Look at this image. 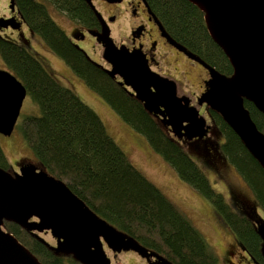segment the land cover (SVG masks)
<instances>
[{
	"label": "trees",
	"instance_id": "trees-1",
	"mask_svg": "<svg viewBox=\"0 0 264 264\" xmlns=\"http://www.w3.org/2000/svg\"><path fill=\"white\" fill-rule=\"evenodd\" d=\"M45 1L46 4L39 0H19L30 30L98 92L134 131L146 137L183 181L219 208L241 237L242 244L262 261L258 250L261 240L252 223L229 214L224 206L225 198L214 189L206 172L183 145L187 141L174 136L160 118L147 112L142 102L73 45L49 10L51 6L62 11L73 21L95 31L99 23L91 6L85 0ZM147 2L176 41L221 73L233 74L229 59L209 35L204 13L199 8L188 0ZM0 54L5 68L18 77L27 96L40 106L41 114L26 116L20 126L40 168L62 180L110 224L171 262L221 264L215 248L201 230L132 163L98 113L60 83L43 56L10 39H0ZM245 105L258 128L264 131V115L251 102L245 101ZM208 113L211 127L216 128L220 138L216 148L243 178L264 211V169L223 117L211 109ZM0 167L12 169L1 145ZM4 229L15 235L43 264H81L72 256L57 255L15 223L6 222Z\"/></svg>",
	"mask_w": 264,
	"mask_h": 264
},
{
	"label": "water",
	"instance_id": "water-1",
	"mask_svg": "<svg viewBox=\"0 0 264 264\" xmlns=\"http://www.w3.org/2000/svg\"><path fill=\"white\" fill-rule=\"evenodd\" d=\"M85 1L101 22V31L89 33L102 44L104 58L111 64L106 73L113 79L121 78L118 84L130 87L131 95L178 139H205L210 125L200 111L188 106L189 100L184 102L177 95L174 84L151 68L142 46L133 50L118 46L94 0ZM101 1L116 4L124 0ZM188 1L204 13L209 35L229 59L232 75L221 73L175 41L143 0L163 37L209 72L198 104L219 113L264 169V131L258 128L245 105V101L251 102L264 115V0ZM11 26L20 28L15 19L0 17V30ZM143 31H133V38H139ZM76 38L83 40L84 36ZM26 97L27 91L18 77L8 69H0V134H13ZM6 222L32 233L57 255L72 256L81 264H112L105 246L115 254L134 251L149 264H175L110 224L62 180L34 163L21 164L20 170L13 172L0 167V264H43L4 229ZM256 226L264 255V219L257 221ZM41 233H51L56 243L48 242Z\"/></svg>",
	"mask_w": 264,
	"mask_h": 264
},
{
	"label": "rangeland",
	"instance_id": "rangeland-1",
	"mask_svg": "<svg viewBox=\"0 0 264 264\" xmlns=\"http://www.w3.org/2000/svg\"><path fill=\"white\" fill-rule=\"evenodd\" d=\"M94 4L104 17L118 14L117 21L115 20L116 22L113 21L111 23V36L118 45L126 42L130 34V28L133 25L128 20L127 6L111 5L101 0H94ZM50 12L54 20L72 37L71 32L74 31L72 19L61 17L60 13L53 10H50ZM27 35L33 50L48 61L60 83L72 89L84 103L98 113L105 122L110 135L127 153L132 163L158 186L172 202L183 210L201 230L209 243L215 248L221 264L227 263L229 251L238 253L237 249L231 246L233 241L226 237V233L216 229V224H214L211 217V202L195 188L183 181L175 169L152 148L147 138L134 131L98 92L89 87L84 79L76 75L64 60L49 51L37 34L27 31ZM85 35V40L74 43L78 44L92 60L103 64V61H106L104 49L93 43L91 34L86 32ZM184 58L183 55L176 53V51H167L164 57L161 58V65L157 70L163 77L174 84L177 95L184 102L189 100L188 106L199 110L202 117L207 120V124L212 125L207 106H200L197 102V99L203 93V84L207 80L209 73L199 63ZM3 68H5V65L0 54V69ZM40 114L39 104L34 102L30 96H27L13 134L9 137L0 134V145L12 166V169L9 170L10 172H13V170L18 171V167L24 163L38 164L20 126L26 116H38ZM218 140L220 138L216 128L211 127V132L206 138V142L201 140L197 144V142L187 141L188 143L184 142L185 144L183 145L206 172L214 189L224 194H222L223 197L228 200L231 199L229 187H233L234 192L237 194H244L248 198L251 197L252 194L246 182L236 169L224 160L225 158L222 157L220 151L216 148L217 144H219ZM213 148L218 152V159L217 157L211 158L208 156L207 158L204 156L206 154L209 155V151H212L213 154L215 152ZM208 159L210 162H208ZM41 235L48 242L56 243L51 233H41ZM105 249L112 264H149L134 251L115 254L107 246H105Z\"/></svg>",
	"mask_w": 264,
	"mask_h": 264
},
{
	"label": "flooded vegetation",
	"instance_id": "flooded-vegetation-1",
	"mask_svg": "<svg viewBox=\"0 0 264 264\" xmlns=\"http://www.w3.org/2000/svg\"><path fill=\"white\" fill-rule=\"evenodd\" d=\"M40 1L46 4L45 0H40ZM12 2L14 3L13 8L11 7ZM18 2H19V0H1V2H0V17H3L5 19H15L16 25L19 24V26H20L19 29H14L11 26L9 28H5V29L0 30V39H10L16 43H23L26 46H28L30 49L33 50L31 41L27 35V31H29V33L30 32L33 33V32L30 30L29 26L27 25L25 18L22 15L21 10L19 8ZM106 3H108V2H106ZM109 4H111V3H109ZM116 4L127 6L126 11H128V13H129L128 20L130 23L131 22L133 23V25L130 28V34L127 38V41L122 43L121 45L117 44L118 46L125 45L130 50H133L134 48H139L140 46H142L144 53L147 55V58L149 60V64H150L151 68L154 71L158 72L159 74H161V73L157 69L161 65V58L164 57V55L167 53V51H173V52L176 51V53L183 55V58L185 57L186 60L187 59L192 60L185 53L177 50L173 45H171L166 40L165 37H163L159 26L155 22L152 15L149 14L148 9L146 8V5L143 2V0H124L122 3H116ZM116 4H111V5H116ZM54 9L55 8L49 6V10H53V11L60 13L61 17H67L68 19H71L70 17L66 16L67 15L66 13L59 11V10H56V9L54 10ZM117 18H118L117 13H116V15L104 17V19L108 22L110 28H111V23L115 20L117 21ZM97 19H98V17H97ZM72 22L74 25V27H73L74 31L71 32L72 37H70V35H68L67 32L66 33H67L68 37L70 38L71 43L73 45H75L77 48H79L77 46L78 44H76L74 42L85 40L86 39L85 33L86 32L89 33L90 29H88L85 25H80L73 20H72ZM98 23H99V28L96 29L95 31H101V29H102L101 22L99 19H98ZM26 27H27V31H26ZM138 28H143L144 31L139 38L134 39L132 36V32L137 30ZM165 30L172 37V35L168 32V30L166 28H165ZM76 36H78V37L84 36V39L83 40L77 39ZM91 36H92L93 41H94L93 43H95V45L103 48L102 44L97 42L96 37L93 35H91ZM179 44H181V43H179ZM182 46H184V45H182ZM45 47H46V45H45ZM184 47H186V46H184ZM79 49H81V48H79ZM82 51H84V50H82ZM86 55L89 57L88 54H86ZM90 60L95 63V61L92 60L91 58H90ZM192 61H194V60H192ZM194 62H196V61H194ZM100 65L102 66L104 71H105V69L111 68V64L108 63L107 60L105 62L103 61V64H100ZM3 69H6V68H3ZM209 78H210V75L208 74V77L206 79H209ZM113 80L118 82L121 80V78L118 77L117 80L116 79H113ZM126 90L131 95L132 89L129 87V88H126ZM204 91H205V83L203 84V92ZM197 102H198V99H197ZM208 110L209 109H207V111ZM210 132H211V125H210V128L208 130L207 137L209 136ZM206 138L203 139L202 141L206 142ZM198 141L201 142L200 139L193 140V142L194 143L197 142V144L200 143ZM188 142H190V141H188ZM213 151H215L213 154H212V151H209V155L206 154L207 156L206 155L205 156L207 158H208V156H210L211 158L217 157V159H218V152L216 151L215 148H213ZM208 162H210L209 159H208ZM19 170H20V167H18V171ZM229 192H230L231 199L228 200L227 198L224 197L225 203L223 202L224 206L226 205V208H227L226 210L229 209V211H230L229 214L234 215V217H238L240 220L250 221L253 225V228H254L256 234L258 235L256 222L261 221V218L264 219V211L256 203L253 194L251 193L252 194L251 197L248 198L244 194H237L236 192H234L233 187H229ZM221 194H223V193H221ZM211 217L214 221V224H216L215 225L216 229L220 230L221 232L223 231L224 233H226V237L233 241L231 246H233L238 251V253H234V252L229 251V253H228L229 258L227 259L226 264H257V263L258 264H264V255L262 253L263 241L259 235H258V237L260 238L261 241H260V244L258 245V250H260L262 261L257 259L255 256H252L249 248H247L246 246H244L242 244L241 237L235 231L233 226L230 224V220L228 218H225L224 215L222 214V211L219 208H216L213 204H212Z\"/></svg>",
	"mask_w": 264,
	"mask_h": 264
}]
</instances>
